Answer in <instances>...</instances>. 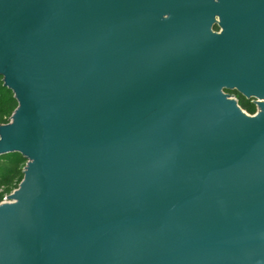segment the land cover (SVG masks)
<instances>
[{
  "label": "water",
  "instance_id": "water-1",
  "mask_svg": "<svg viewBox=\"0 0 264 264\" xmlns=\"http://www.w3.org/2000/svg\"><path fill=\"white\" fill-rule=\"evenodd\" d=\"M0 77V264H264V0H0Z\"/></svg>",
  "mask_w": 264,
  "mask_h": 264
},
{
  "label": "trees",
  "instance_id": "trees-1",
  "mask_svg": "<svg viewBox=\"0 0 264 264\" xmlns=\"http://www.w3.org/2000/svg\"><path fill=\"white\" fill-rule=\"evenodd\" d=\"M217 29V27L215 28ZM239 105L249 114L256 111V106L245 100H238ZM18 103L13 92L3 86L0 77V124L8 123ZM26 160L19 153L0 155V202L16 189L23 178Z\"/></svg>",
  "mask_w": 264,
  "mask_h": 264
},
{
  "label": "flooded vegetation",
  "instance_id": "flooded-vegetation-1",
  "mask_svg": "<svg viewBox=\"0 0 264 264\" xmlns=\"http://www.w3.org/2000/svg\"><path fill=\"white\" fill-rule=\"evenodd\" d=\"M229 93L234 96L237 100H245L246 102H251L256 106V111H257V105L255 104V101L253 99H247L245 98L243 95H241L240 93L236 92V91H229ZM255 111V112H256Z\"/></svg>",
  "mask_w": 264,
  "mask_h": 264
},
{
  "label": "built area",
  "instance_id": "built-area-1",
  "mask_svg": "<svg viewBox=\"0 0 264 264\" xmlns=\"http://www.w3.org/2000/svg\"><path fill=\"white\" fill-rule=\"evenodd\" d=\"M248 113V112H247ZM256 113V112H255ZM255 113H253V114H255ZM7 200V196H5L4 197V199H3V201H6ZM3 201H1V202H3Z\"/></svg>",
  "mask_w": 264,
  "mask_h": 264
}]
</instances>
